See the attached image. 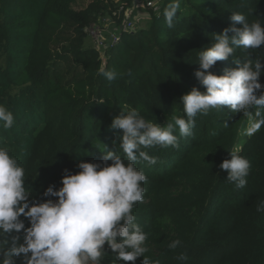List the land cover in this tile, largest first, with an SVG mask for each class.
I'll use <instances>...</instances> for the list:
<instances>
[{
	"label": "trees",
	"instance_id": "trees-1",
	"mask_svg": "<svg viewBox=\"0 0 264 264\" xmlns=\"http://www.w3.org/2000/svg\"><path fill=\"white\" fill-rule=\"evenodd\" d=\"M77 1L0 0V105L15 119L10 130L0 128V146L24 168L29 202L58 199L43 192L62 186L65 169L75 174L80 162L103 166L106 151L123 158L122 132L110 127L120 112L136 108L161 126L186 118L180 98L194 87L206 91L194 75L199 53L231 26L233 12L264 25V0H183L170 29L163 12L171 0H165L159 13L146 10V28L137 30L135 23L134 31L121 33L103 67L99 53L85 46V29L122 6L115 18L120 26L136 0H91L80 11L74 9ZM234 60H260L264 66V45L235 48L232 57L207 71L223 75L237 67ZM101 68L117 78L108 82L97 74ZM259 82L264 85V70ZM249 120L227 107L210 109L195 117L191 135L180 137L177 129L178 147L144 149L156 163H136L147 182L132 214L147 233L144 257L151 264H264V213L257 211L264 200V127L248 136ZM228 151L250 161L243 189L219 167L231 159ZM3 239L10 246L11 236ZM176 239L181 245L170 250ZM105 250L102 264H132L117 261L107 245Z\"/></svg>",
	"mask_w": 264,
	"mask_h": 264
},
{
	"label": "clouds",
	"instance_id": "clouds-1",
	"mask_svg": "<svg viewBox=\"0 0 264 264\" xmlns=\"http://www.w3.org/2000/svg\"><path fill=\"white\" fill-rule=\"evenodd\" d=\"M182 2L171 0L164 9V20L170 29ZM230 19L231 26L215 34L211 47L199 53L200 70L194 75L206 91L202 93L194 87L180 98L186 118L173 117L172 122L161 126L146 120L136 108L120 112L110 127L122 132L118 138L124 157L106 151L102 156L103 166L80 162L77 165L80 171L75 174L65 169L62 186L54 190L55 186L50 185L43 192L44 197L58 198L55 201L29 202L24 168L6 147L0 146V244L5 245L0 248V264H15V259L20 257L23 264H102L107 253L105 245L117 261L135 264L138 257H143L142 264H151L144 257L147 233L132 214L134 205L143 200L145 188L142 185L147 182L136 163L138 160L156 163V158L144 149L178 147L177 129L180 137L191 135L195 117L207 115L210 109L227 107L232 112L249 116L250 122L245 129L248 136L264 127L261 111L264 109V85L259 82L264 66L260 60L254 64L252 60L244 63L234 60L237 67L223 75L207 71L218 61L232 57L235 48L256 50L264 45V25L249 23L239 12H233ZM97 74L108 82L117 78L115 71L104 68ZM253 109L256 110L255 119L251 118ZM14 122L13 113L0 105V128L10 130ZM229 153L231 159L224 160L219 167L227 171L228 182L243 189L247 185L250 161L236 152ZM257 211L264 213V200L258 204ZM21 217L30 226L25 227V219ZM6 236H11L7 247L8 242L3 239ZM180 245L181 241L176 239L168 248L174 250Z\"/></svg>",
	"mask_w": 264,
	"mask_h": 264
},
{
	"label": "built area",
	"instance_id": "built-area-1",
	"mask_svg": "<svg viewBox=\"0 0 264 264\" xmlns=\"http://www.w3.org/2000/svg\"><path fill=\"white\" fill-rule=\"evenodd\" d=\"M164 2L165 0L134 1L131 7L125 10V19L120 26L115 18H118L120 13L124 11L122 6L112 16L100 17L97 22L85 29L86 35H89L94 43L91 49L96 50L101 59L106 58L107 60V52L120 41L121 33L134 31L135 23L141 17L140 10H153L155 13H159Z\"/></svg>",
	"mask_w": 264,
	"mask_h": 264
},
{
	"label": "rangeland",
	"instance_id": "rangeland-1",
	"mask_svg": "<svg viewBox=\"0 0 264 264\" xmlns=\"http://www.w3.org/2000/svg\"><path fill=\"white\" fill-rule=\"evenodd\" d=\"M90 2H91V0H79V1H77L74 4V9H76L78 11L84 10L85 8H87V6L89 5ZM114 2L117 4V3H120L121 1L120 0H115ZM140 13H141V17L136 22V26H137L136 29L137 30L140 29V28H146V26L150 22V13H149V11L140 10ZM136 18H137V16H136ZM93 45H94V43H93L92 38L89 35L88 36L86 35V43H85L86 48H90L91 49L93 47ZM101 60L103 62V67H105L107 65L106 58H104V60L103 59H101ZM249 122H250V120H249ZM249 122H248V125H249ZM238 150H239V148H238Z\"/></svg>",
	"mask_w": 264,
	"mask_h": 264
}]
</instances>
